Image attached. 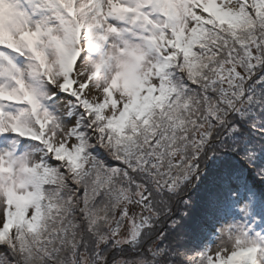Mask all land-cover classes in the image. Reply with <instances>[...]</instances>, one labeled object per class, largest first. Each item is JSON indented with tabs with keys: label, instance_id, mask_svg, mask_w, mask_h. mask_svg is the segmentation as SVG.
<instances>
[{
	"label": "snow or ice",
	"instance_id": "snow-or-ice-1",
	"mask_svg": "<svg viewBox=\"0 0 264 264\" xmlns=\"http://www.w3.org/2000/svg\"><path fill=\"white\" fill-rule=\"evenodd\" d=\"M181 3L137 89L80 96L8 199L0 264H264V0Z\"/></svg>",
	"mask_w": 264,
	"mask_h": 264
},
{
	"label": "clouds",
	"instance_id": "clouds-1",
	"mask_svg": "<svg viewBox=\"0 0 264 264\" xmlns=\"http://www.w3.org/2000/svg\"><path fill=\"white\" fill-rule=\"evenodd\" d=\"M182 8L181 0H0V211L39 189L37 166L66 136L80 96L129 98L154 59L147 38ZM247 256L238 252L233 264Z\"/></svg>",
	"mask_w": 264,
	"mask_h": 264
},
{
	"label": "trees",
	"instance_id": "trees-1",
	"mask_svg": "<svg viewBox=\"0 0 264 264\" xmlns=\"http://www.w3.org/2000/svg\"><path fill=\"white\" fill-rule=\"evenodd\" d=\"M220 194H221V195H227V191H223V190H222V191L220 192Z\"/></svg>",
	"mask_w": 264,
	"mask_h": 264
}]
</instances>
